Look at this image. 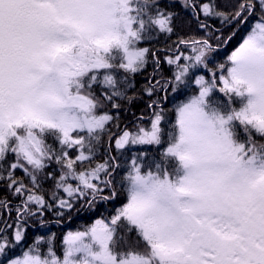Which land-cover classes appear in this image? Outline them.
<instances>
[{
  "label": "snow or ice",
  "instance_id": "6c2138e0",
  "mask_svg": "<svg viewBox=\"0 0 264 264\" xmlns=\"http://www.w3.org/2000/svg\"><path fill=\"white\" fill-rule=\"evenodd\" d=\"M150 63L149 124L122 125ZM0 264H264V0H0Z\"/></svg>",
  "mask_w": 264,
  "mask_h": 264
},
{
  "label": "trees",
  "instance_id": "16d2710c",
  "mask_svg": "<svg viewBox=\"0 0 264 264\" xmlns=\"http://www.w3.org/2000/svg\"><path fill=\"white\" fill-rule=\"evenodd\" d=\"M177 8H179V4H177ZM212 24L219 26L217 20H212ZM187 31H196V25L195 22L192 24V28L187 30ZM198 35H203L202 32L197 33ZM243 35V33H241ZM172 39H175L173 37ZM240 40V36H237L236 40L233 41L232 44H230L226 49L222 50L217 56H216V61L217 62H223L224 58L227 56V54L232 50V48L236 45V43ZM164 37L161 36L158 42H154L153 47L156 48H163L164 47ZM170 43V41H169ZM190 50H185L186 54L189 53ZM174 68L172 66H169L167 64H162L159 69L156 70V75L153 79V83L155 80H160L161 85L164 84V80L168 79L172 76V73L174 72ZM153 65L150 63L147 69L135 75L133 78V86L128 89L127 95L132 96L135 99L129 103L126 98H120L116 100L117 103L121 105L120 109V115H121V123L123 124H128V126L131 128L135 124V119L133 116V113H135L137 116L140 115L141 113L145 116V120L142 121L145 126H148L149 120L147 117L150 116V111L147 108V104L150 103L152 99H155L156 97H149L148 95L144 94L143 89L145 86H147L149 79H151L150 74L153 73ZM199 74H204V73H199ZM196 86L193 84V89H195ZM97 94H99L100 89H96ZM158 94L162 97L164 95V92L160 89H157ZM187 95V93H186ZM220 95V98L223 99L222 94ZM183 98V97H179ZM165 107L171 106L173 103V99H169L168 101H165ZM107 108H111L110 104L106 105ZM140 147H145V146H140ZM149 151H152V147L147 146ZM159 148H157V151ZM52 167H56L53 165ZM17 175H23L22 172H18ZM51 182L49 181V185ZM61 195H64L61 193ZM123 201L122 197H118L115 201L111 203H98L97 208L94 210H89L88 206L84 204L83 201L77 202L74 209L71 211H65L63 213L62 217H57L55 215V211H48L45 214V219L50 221L48 224L47 228H42V227H37L38 224V217L37 218H32L29 219L28 221V226H27V235L29 242L31 241L32 237H34L37 234H47L48 232H55L56 233V238H55V243H56V248L57 251H60V246H61V240L63 235L69 231V230H83V228L89 224H91L94 219H96L100 214H105V215H111L115 207H118L121 202ZM83 205V206H82ZM7 218V217H5ZM15 219V213H13L12 217L9 219V222L11 223ZM59 220V223L56 221Z\"/></svg>",
  "mask_w": 264,
  "mask_h": 264
},
{
  "label": "rangeland",
  "instance_id": "374dc122",
  "mask_svg": "<svg viewBox=\"0 0 264 264\" xmlns=\"http://www.w3.org/2000/svg\"><path fill=\"white\" fill-rule=\"evenodd\" d=\"M150 147H152V146H150Z\"/></svg>",
  "mask_w": 264,
  "mask_h": 264
}]
</instances>
